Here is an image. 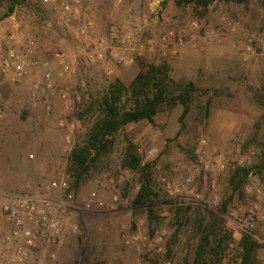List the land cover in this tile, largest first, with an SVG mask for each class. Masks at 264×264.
I'll list each match as a JSON object with an SVG mask.
<instances>
[{"label":"rangeland","instance_id":"rangeland-1","mask_svg":"<svg viewBox=\"0 0 264 264\" xmlns=\"http://www.w3.org/2000/svg\"><path fill=\"white\" fill-rule=\"evenodd\" d=\"M64 2H76L79 11L68 26L56 23L55 8ZM78 27L85 28L83 36ZM28 41L35 45L31 59L37 67L11 83L1 73V60ZM99 42L105 58L88 64L85 53ZM56 53L65 56L72 73L63 72ZM150 65H164L182 84L196 83L200 92L188 114L182 117L180 106L162 107L153 125L123 127L106 154L83 174L74 173L70 153L86 142L99 117L96 101L114 79L128 86ZM46 73L52 88L40 94ZM263 84L264 13L256 0L246 7L217 0L206 9L176 0H28L0 22V234L8 229L2 208L10 198L59 179L67 187L65 196L57 197L66 208L58 205L55 212L63 223L61 235L54 245L39 246L28 264H186L194 250L193 222L178 228L161 180L174 186L190 180L182 196L197 200L178 203L192 206L191 219L200 202L216 210L232 195L224 231L237 239L238 221L253 213L252 236L264 264V170L258 168L264 163ZM61 121L73 126L71 147L58 127ZM200 140L206 142L201 150ZM127 143L147 165L157 196L149 206H134L145 180L121 167ZM149 150H155L152 158L145 156ZM237 166L252 170L244 191L234 193L229 180ZM93 192L104 206L85 210ZM233 248L230 244L225 263L234 258Z\"/></svg>","mask_w":264,"mask_h":264},{"label":"trees","instance_id":"trees-1","mask_svg":"<svg viewBox=\"0 0 264 264\" xmlns=\"http://www.w3.org/2000/svg\"><path fill=\"white\" fill-rule=\"evenodd\" d=\"M217 0H176L178 4L193 5L195 8L206 9ZM226 3L248 6L253 0H223ZM28 0H0V22L8 18L15 10ZM264 13V0H256ZM261 91L264 93V84ZM200 89L193 81L185 84L173 80L164 65H150L141 68L132 82L126 86L116 78L96 104L99 107V117L92 123L88 137L83 145H76L70 153V164L74 173L83 174L95 162L109 151L112 136L125 126L146 122L154 124V119L162 107L182 108V117L188 114L192 103ZM217 93V92H216ZM263 99V94L260 95ZM262 107L264 105L260 102ZM264 145V143H263ZM138 149L127 143L121 162V167L127 171L140 172L145 183L140 188L134 206L145 207L153 202L156 195L150 190V181L145 174L147 165H141ZM264 170V163L258 167ZM252 167H233L230 175L232 192L244 191L245 184ZM232 200L230 195L216 210H210L200 202L193 212V219L188 215L192 206H182L175 201H167L174 211V218L180 227L184 221L193 222V232L190 240L194 241L191 261L186 264H261L257 243L252 234L241 232L237 239L226 229L227 205ZM182 226V225H181ZM235 242V243H234ZM230 244H235V256L225 263L230 250Z\"/></svg>","mask_w":264,"mask_h":264},{"label":"built area","instance_id":"built-area-1","mask_svg":"<svg viewBox=\"0 0 264 264\" xmlns=\"http://www.w3.org/2000/svg\"><path fill=\"white\" fill-rule=\"evenodd\" d=\"M48 3L49 0H42ZM76 2L60 3L55 11L58 15L56 23L60 26H68L70 23L77 21L79 11L76 7ZM14 20V19H13ZM15 21V20H14ZM17 25L13 27V30ZM85 28L78 27V35L85 34ZM181 46V43L179 44ZM34 43L28 41L22 50H9L1 60V73L3 77L11 82L16 83L28 76L31 70L37 67V63L32 61L34 53ZM54 58L60 64L64 73H72L71 65L65 62V56L61 53L54 54ZM86 62L95 64L101 62L105 58L102 43H98L89 48L85 53ZM110 69L107 74H111ZM43 87L39 89L40 94L52 88L51 75L46 73L43 79ZM60 98L65 101L66 95L62 91ZM49 110V107H47ZM58 127L65 133V143L71 147V128L65 121H61ZM206 144L205 140H200V150ZM155 150L146 152L147 158H152ZM202 158V155L200 156ZM202 160V159H201ZM190 183L186 180L183 185H171L166 179L161 180L162 188L170 201L179 202L181 200L196 201L197 197H189L187 194L182 196L185 187ZM36 192L29 191L18 197L10 198L3 205V213L5 215L8 229L4 234H0V264H28L31 255L37 251L41 245H54L61 235L63 223L55 217L56 207L59 205L62 209L66 208L64 203H58L57 197L67 191L66 184L63 180L54 179L48 183L39 182L36 185ZM259 193V191H257ZM189 194H192L191 191ZM66 197L71 198L70 195ZM211 204H215L212 200ZM103 202L98 199L95 192L91 193L85 201V210H100L103 208ZM238 227L242 232L253 234L254 219L253 213L249 211L247 217L238 221ZM2 225L0 224V230ZM75 230V227L73 228ZM165 232H161L158 240L164 236ZM132 242H138V237H133ZM157 252L161 253L162 248L158 247Z\"/></svg>","mask_w":264,"mask_h":264}]
</instances>
